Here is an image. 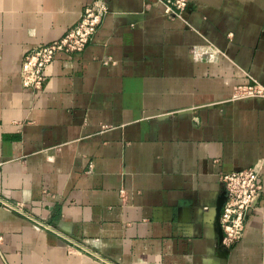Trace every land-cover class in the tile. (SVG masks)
Listing matches in <instances>:
<instances>
[{"label": "crops", "instance_id": "crops-1", "mask_svg": "<svg viewBox=\"0 0 264 264\" xmlns=\"http://www.w3.org/2000/svg\"><path fill=\"white\" fill-rule=\"evenodd\" d=\"M91 0H0V264H264V0H105L78 54L39 89L30 49ZM257 164L242 238L218 243L220 176ZM123 190V192H121ZM48 225L49 228H46Z\"/></svg>", "mask_w": 264, "mask_h": 264}, {"label": "built area", "instance_id": "built-area-1", "mask_svg": "<svg viewBox=\"0 0 264 264\" xmlns=\"http://www.w3.org/2000/svg\"><path fill=\"white\" fill-rule=\"evenodd\" d=\"M157 1L164 6V11L168 16L177 18H181L183 12L191 4V0ZM107 11L108 4L105 0H91L84 6L79 20L62 36L26 52L20 67L22 86L39 89L45 78V69L56 53L78 54L82 52ZM245 97L264 100V83L251 78L248 83L237 85L230 98ZM220 182L224 192V201L218 219L223 234L220 245L229 250L242 238L248 212L255 206L263 188L257 164L222 174ZM0 205L6 210L23 212L20 204L2 200ZM45 227L49 228L48 225ZM2 240L3 236L0 235V244Z\"/></svg>", "mask_w": 264, "mask_h": 264}, {"label": "water", "instance_id": "water-1", "mask_svg": "<svg viewBox=\"0 0 264 264\" xmlns=\"http://www.w3.org/2000/svg\"><path fill=\"white\" fill-rule=\"evenodd\" d=\"M223 201H224V192H222V194H221L220 197L218 198V200H217V204H216V210H217V216H216V219H217V223H218L219 228H220V225H219L218 219H219V214H220V210H221V207H222ZM222 235H223V234H222V230H221V228H220L219 238H218V243H219V244H220V242H221Z\"/></svg>", "mask_w": 264, "mask_h": 264}]
</instances>
